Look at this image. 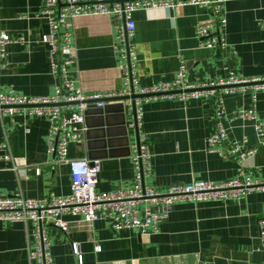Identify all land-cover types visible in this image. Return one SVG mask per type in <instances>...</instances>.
Segmentation results:
<instances>
[{
	"label": "crops",
	"instance_id": "1",
	"mask_svg": "<svg viewBox=\"0 0 264 264\" xmlns=\"http://www.w3.org/2000/svg\"><path fill=\"white\" fill-rule=\"evenodd\" d=\"M87 1V0H82ZM43 0H0V32L19 43L7 45L0 65V92L23 96L52 93L48 47L40 41L46 23L38 18ZM220 16L225 18L226 46L206 50L199 47L197 24L210 19V10L182 6L174 10L156 8L136 11L128 45L136 52V72L142 86L172 80L181 58L187 66L186 80L198 84L229 75L252 78L264 76V0H226ZM121 22L114 16L78 17L69 22L76 59L68 77L87 95L117 93L122 88L124 47L119 35ZM256 96L257 114L264 118V90L252 87L223 98L226 114L249 108ZM110 130V147L92 153L99 161L96 190L112 191L130 187L134 169L131 162L138 132L131 123V103L104 102ZM214 98L186 103L151 100L142 105L140 133L145 134L151 155V172L145 183L159 190L192 182L224 183L240 170L254 180L264 179V146L238 164L232 157L221 158L206 150V140L214 131ZM88 126L96 123L90 109ZM228 139H246L243 149L253 146L256 137L248 122L224 120ZM49 124L43 117L25 113L0 121V145L7 138L14 158L24 166L15 174L0 166V197L19 190L26 198L42 199L70 193L67 165L48 152ZM126 133L127 139H122ZM90 137L92 135L90 134ZM1 152V151H0ZM88 156L86 133L83 143L71 144L69 159ZM3 161L0 157V162ZM39 170V175L35 170ZM68 232L47 226L54 264H77L72 244H77L85 264H264L260 245V222L264 220V193H252L241 200L222 203H179L161 222L157 233L142 236L134 230L114 231L99 219L90 227L82 219L64 216ZM264 231V228H263ZM95 246L100 247L95 252ZM32 238L26 239L20 223L0 222V264H35L30 259Z\"/></svg>",
	"mask_w": 264,
	"mask_h": 264
},
{
	"label": "built area",
	"instance_id": "2",
	"mask_svg": "<svg viewBox=\"0 0 264 264\" xmlns=\"http://www.w3.org/2000/svg\"><path fill=\"white\" fill-rule=\"evenodd\" d=\"M226 0H43L38 18L43 20L48 31L40 41L48 47L49 73L52 76L53 90L44 96H23L0 92V121L6 116L25 113L29 116L43 117L49 127L47 133L48 152L56 157L58 163L67 165L70 177V193L57 197L49 194L42 199L26 198L19 190L12 196L0 197V222L20 223L24 226L26 239L32 238L34 248L30 259L35 264H54L47 226H52L62 233L68 232V222L64 216L82 219L88 226L99 219L109 222L112 230L130 229L142 236H150L159 230L171 212L179 203H222L241 200L252 193H264V179H252L239 170L237 175L224 183L208 181L190 184H174L159 190L145 183L151 172V155L145 134L140 133L142 122V105L156 99L186 103L189 100L214 98V131L206 140V150L221 158L232 156L238 164L252 156L258 146H264V118L255 108L256 96L249 108H241L226 114L223 98L252 87L256 91L264 90V76L243 78L229 75L219 80H208L198 84L187 82V66L180 59L178 70L172 80L149 86H142L136 72V52L128 45L133 36L135 24L132 15L136 11L156 8L174 10L182 6L204 7L211 12L209 20L195 27L199 47L206 50L222 49L226 46L224 29L226 20L220 13ZM114 16L121 22L119 35L124 47L120 50L122 60V88L117 93L84 94L68 77L69 67L76 59V49L69 31V22L78 17ZM264 26V20L261 22ZM6 33L0 32V65L5 59L6 47L19 43ZM144 96L134 100L132 124L138 132V143L134 146L131 162L134 169L133 182L130 187L112 191L96 190L99 161L86 158L69 159L68 148L71 144L83 143L86 132L85 116L87 101H99L98 108H103L104 99L122 96ZM132 108V107H131ZM224 120L229 122L241 120L253 128L256 142L243 149L246 139L232 140L227 147L223 144L228 139ZM4 154L1 159L10 171L17 174L24 166L22 160L14 158L10 152L7 138L0 145ZM40 171L35 170L39 175ZM264 220L260 222V245L256 252L264 255ZM72 253L77 264H85L77 244H72ZM95 252L100 251L95 246Z\"/></svg>",
	"mask_w": 264,
	"mask_h": 264
},
{
	"label": "water",
	"instance_id": "3",
	"mask_svg": "<svg viewBox=\"0 0 264 264\" xmlns=\"http://www.w3.org/2000/svg\"><path fill=\"white\" fill-rule=\"evenodd\" d=\"M144 96L137 95V96H122V97H112L104 99L103 102H109V101H118L120 103L123 102H129L131 103L132 109L134 108V100L136 98H142ZM99 101H87L86 102V110L84 112L85 116V126H86V142L88 147V156L87 159L90 161V164H92V161L97 159L95 156H93V152H103L105 149L110 147V141L113 138L110 136V130L115 128L116 126L109 124L108 117H107V108L106 105L103 108H98L96 106V103ZM90 109H93L96 114V123L88 126V118L87 115L90 111ZM134 112V111H133ZM90 134L92 137H90ZM122 139H127L126 133H124V137ZM4 154L0 152V157H2ZM0 166H5V162L1 161Z\"/></svg>",
	"mask_w": 264,
	"mask_h": 264
}]
</instances>
